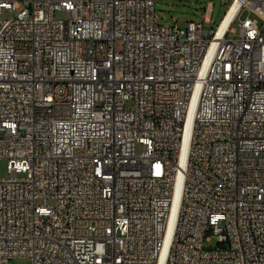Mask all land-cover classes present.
Masks as SVG:
<instances>
[{"label":"built area","instance_id":"obj_1","mask_svg":"<svg viewBox=\"0 0 264 264\" xmlns=\"http://www.w3.org/2000/svg\"><path fill=\"white\" fill-rule=\"evenodd\" d=\"M230 1L0 0V264H264V0Z\"/></svg>","mask_w":264,"mask_h":264},{"label":"rangeland","instance_id":"obj_2","mask_svg":"<svg viewBox=\"0 0 264 264\" xmlns=\"http://www.w3.org/2000/svg\"><path fill=\"white\" fill-rule=\"evenodd\" d=\"M230 3V0H157V19L161 25L178 23L180 28H185L188 22H200L204 23L206 27L212 23L213 29H216L223 20ZM248 16L253 18L252 15L243 12L240 19L244 20ZM56 18L66 19V16L58 13ZM234 27L237 29L236 25ZM7 175V163L0 160V178H5ZM206 247L215 248L216 241L213 239L212 242L206 244ZM12 264H31V262L17 259Z\"/></svg>","mask_w":264,"mask_h":264},{"label":"bare ground","instance_id":"obj_3","mask_svg":"<svg viewBox=\"0 0 264 264\" xmlns=\"http://www.w3.org/2000/svg\"><path fill=\"white\" fill-rule=\"evenodd\" d=\"M231 6H229V9H230ZM229 9L227 10L228 11V14L227 16L225 15V20L223 21L222 23V26H221V29H220V32L219 34L223 33L224 30L226 29V27L228 26V24L230 23V21L233 19L235 13L237 12L238 10V4H235L229 11Z\"/></svg>","mask_w":264,"mask_h":264},{"label":"trees","instance_id":"obj_4","mask_svg":"<svg viewBox=\"0 0 264 264\" xmlns=\"http://www.w3.org/2000/svg\"><path fill=\"white\" fill-rule=\"evenodd\" d=\"M226 14V13H225ZM225 16V15H224ZM224 18V17H223Z\"/></svg>","mask_w":264,"mask_h":264}]
</instances>
